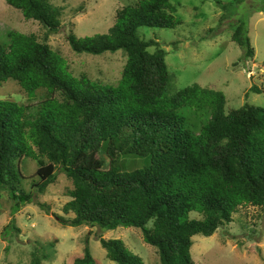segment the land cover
I'll return each mask as SVG.
<instances>
[{"label":"trees","instance_id":"1","mask_svg":"<svg viewBox=\"0 0 264 264\" xmlns=\"http://www.w3.org/2000/svg\"><path fill=\"white\" fill-rule=\"evenodd\" d=\"M5 1L26 20L59 33L64 9L53 0ZM176 12L172 0H140L117 12L107 34L68 37L76 54L123 52L127 62L117 85L75 75L36 35L11 32L8 44L0 39V84L14 80L31 96L45 95L31 106L0 101V189L14 216L46 194L59 172L72 183L63 211L73 217L54 215L64 226L140 229L160 264H196L195 236H214L243 207L264 212V109H230L223 92L199 84L176 91L167 51L139 35L141 28L176 29L182 24ZM231 39L244 61H254L245 22L236 23ZM252 89L264 94V85ZM189 111L203 118L198 131ZM26 160L39 165L30 190L21 173ZM38 206L51 213L50 206ZM15 223L0 243L20 233ZM99 241L116 264H146L122 240ZM48 261L36 244L30 264ZM74 264L97 261L87 246Z\"/></svg>","mask_w":264,"mask_h":264},{"label":"rangeland","instance_id":"2","mask_svg":"<svg viewBox=\"0 0 264 264\" xmlns=\"http://www.w3.org/2000/svg\"><path fill=\"white\" fill-rule=\"evenodd\" d=\"M139 1L53 0L54 5L64 10L59 33L51 34L41 24L26 20L21 11L0 0V39L8 44L11 32L36 35L40 42L47 43L67 60L75 75H86L101 85H117L127 62L123 52L102 56L76 54L68 37L107 34L116 23L117 12ZM172 4L176 7L175 16L182 22L180 26L176 29L141 28L139 35L146 41L157 40L167 51L166 61L175 90L199 84L203 88L223 92L230 109H239L247 104L264 109V94L254 93L252 89L264 85V0H172ZM239 21L245 22L249 29L256 51L254 61H244L243 51L232 42L234 26ZM154 51L152 48L151 52ZM44 99L42 91L31 96L14 80L0 84V101L31 106ZM191 112H187V118L196 124L194 130L198 131L203 118ZM38 168L33 160L22 162L21 173L27 190L37 180ZM71 187L68 178L58 172L57 182L49 187L47 193L15 216L8 193L0 189V235L12 220L20 230V233L15 231L11 237L2 239L0 264H30L36 244L49 256L46 264H74L87 246L97 264H116L107 258L100 237L122 240L126 249L141 257L146 264H160L157 249L145 242L140 229L119 228L103 233L86 226H64L54 215L73 217L63 211L70 200L67 191ZM38 203L50 206L51 213L46 214ZM193 217L201 219L198 214ZM193 241L191 254L196 264H264V212L243 207L235 215L233 224L209 238L195 236Z\"/></svg>","mask_w":264,"mask_h":264}]
</instances>
